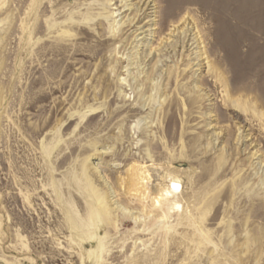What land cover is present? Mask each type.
I'll use <instances>...</instances> for the list:
<instances>
[{"label":"rangeland","instance_id":"1","mask_svg":"<svg viewBox=\"0 0 264 264\" xmlns=\"http://www.w3.org/2000/svg\"><path fill=\"white\" fill-rule=\"evenodd\" d=\"M155 4L149 44L122 0H0V264H264V0ZM186 17L200 49L145 59ZM129 164L180 188L144 208Z\"/></svg>","mask_w":264,"mask_h":264},{"label":"bare ground","instance_id":"2","mask_svg":"<svg viewBox=\"0 0 264 264\" xmlns=\"http://www.w3.org/2000/svg\"><path fill=\"white\" fill-rule=\"evenodd\" d=\"M122 4H123V6L122 7L120 6L121 7V9L119 10L120 12H122L121 10H124V9L126 10L127 9L126 11L132 10V12L135 13V15H134V17L132 19L131 18L130 19L128 18V20H127V21H129V26H132V28H135L136 29V32H135L136 33V36L134 37L135 40L136 39H139V37H141V39L140 40H137V41L145 40V42H143V43H147L148 42L150 44L151 40L148 39V37L153 36L155 34L154 33V30H156V29H153L152 28L153 26H155V21H154V19H152V17H154V16H151V14L148 13V12L152 11L153 9H155V6H156L155 0H122ZM113 15H115V12L113 13ZM119 16H117V17H119ZM117 17H115V18H117ZM143 20H145V21H143ZM120 21H122V20H120ZM127 21H125L123 24L125 25V23ZM190 24L191 23H190V18L189 17H186V18L181 19L180 20V23L177 24V25H175L174 26V29H171L170 30L171 31L170 34H168L166 37H164L162 39V41H161V43L159 44L158 47H156V48L150 47V48H152L151 51H150V53L149 54L146 53V55L144 54V58L145 59L146 58H150V57H152V55H154L158 59L157 62H156V64H159V63H162V62H167L168 60H171V58H173V57H171V54H172V52H175L176 51L177 45L179 43L182 44V48L183 49H187V48L190 47L189 48V50H190V49H192L193 46L197 45L196 47H194V49L192 50V52H194V50H196V49L199 50L200 49V45L201 46L203 45L202 42H201L202 41L201 40V37L199 38V33H198V35L195 34V36L192 34L193 30H191V28H189L191 26ZM160 34H161V32H160ZM177 35H180V38L178 37V39H177L178 41L176 40V42H174V40H173L174 38L171 40L172 37H176ZM192 36H194V37L192 38ZM170 49H172V51H170ZM199 53H196L195 52V54L197 55V57L195 56L196 59H194V60H198V59L201 60V58L203 56H205L206 54H208V53H204L203 51H200ZM186 61H188V60H186ZM200 63H198V62L197 63H194L193 66L196 65L198 67V66H200ZM159 69H161V68H159ZM209 70H210V68H209ZM182 71H183V68H182ZM140 74H143V73H140ZM168 75L175 76L176 77V80L175 81L178 82V83H180L179 81L183 78L182 75H181V72H177L176 69H171L169 71ZM224 83L227 86V81L226 80H225ZM194 91H195V89H194ZM230 100H232V99H230ZM235 107H237V105ZM101 154H102V152H101ZM142 164H134L132 166H131V164H129L131 167L128 168L127 177L125 178V182H126L127 189H128L127 190L128 192L127 191L126 192L128 193V196L130 195L131 197H133L134 199H136L137 201H139L141 204H143V207L144 208L147 207L146 204L149 203V202H158L159 200L160 201L162 200L163 202H166L167 199H168V197H170L169 195L170 194H174V192L178 188H180L179 185H178V182L175 181V176H173L171 174H166L163 177V179H164L163 180V183L160 184V185H158V188H157L158 190H157L156 195H153V194H151V192H150V189L151 188L149 187V185L151 184V183H149V180L151 179L150 173H149L150 167H149V170H148L147 169V166L142 165ZM84 172H85V169H84ZM83 178L86 179V187L89 189L90 196H91V199H92V201H91L92 202L91 203V208H90V215H91L90 216V225L91 226H94V224L97 222L96 220H99L102 223H106V224H108L110 226L112 224V222H113V219H112V215H113L112 214V210L113 209L110 208L109 201L107 200V197L104 195V193H102L99 189H97L91 183V181H90V179H89L88 176L83 177ZM85 179H84V181H85ZM177 180H180V179H178V177H177ZM161 181H162V179H161ZM119 207L117 206L116 209L119 208ZM139 207L141 208V206H139ZM159 209H160V211H157L156 212L155 217L158 218V221H164L163 220L164 208L161 206ZM125 210L123 212H125ZM139 212H140V210H139ZM113 213H114V210H113ZM139 220H141V222H142V219H139ZM88 227H89V225H88ZM115 227H117V226H115ZM135 233H136V231H135ZM90 239L93 240V241L95 240L96 243H97V246H96V248H95L94 251L91 250L89 252V255L92 256V255L95 254L94 256L96 257V259L101 258V253L104 251V248L106 247L105 246V242H104L105 241V235L104 236H99L96 233H94V234L92 233L91 236H90Z\"/></svg>","mask_w":264,"mask_h":264}]
</instances>
